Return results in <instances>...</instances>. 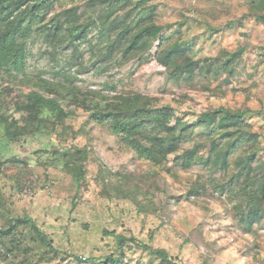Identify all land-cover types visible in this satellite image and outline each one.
<instances>
[{
	"label": "rangeland",
	"instance_id": "rangeland-1",
	"mask_svg": "<svg viewBox=\"0 0 264 264\" xmlns=\"http://www.w3.org/2000/svg\"><path fill=\"white\" fill-rule=\"evenodd\" d=\"M138 1L119 3V19ZM52 2L46 16L42 9L32 22L28 75L63 79L56 71L69 66L83 87L105 90L104 84L110 82L117 90L147 95L158 106L170 105L188 119L220 106L243 112L240 121L245 131L257 135L250 143L264 158V24L251 16L249 0H146L147 13L153 8L154 20L163 26V46L179 42L190 49L192 59L201 60L193 78L181 81L155 58L159 41L148 57L127 60L111 54L103 60L108 34L91 27L87 39L59 48L41 34L44 23L73 5L80 7L79 14L84 12L80 21L96 18L103 5L88 4L89 0ZM240 48L243 52L233 71L216 75L217 63ZM207 63L209 72L203 69ZM21 77L7 89L12 107L20 91L31 89ZM49 125V134H27L11 141L3 136L5 128L0 124L4 163L0 227L11 217H31L61 252L47 250L28 227L21 226L4 240L12 252L0 257V264H162L135 246H126V256L117 263L107 260L120 251L115 237L105 230L164 248L180 264H264V221L250 233L242 228L236 200L219 188L221 172L199 166L182 170L174 166L173 157L166 166L138 159L107 126L81 109L66 118L69 130L57 125L55 133ZM75 145L89 151L80 184L59 161L60 155H53ZM13 157L24 161L13 163ZM199 184H207L206 189L190 195Z\"/></svg>",
	"mask_w": 264,
	"mask_h": 264
},
{
	"label": "trees",
	"instance_id": "trees-1",
	"mask_svg": "<svg viewBox=\"0 0 264 264\" xmlns=\"http://www.w3.org/2000/svg\"><path fill=\"white\" fill-rule=\"evenodd\" d=\"M122 1L128 0H89L88 4L100 2L103 7L96 18L89 16L86 21H80L84 12L78 13V5L61 9L42 25L41 34L53 44L60 45L59 48L66 49L87 39L89 28L99 27L102 35L108 34L103 60L111 54L127 60L148 57L154 43L159 41L161 47L155 58L168 69L170 76L177 81L187 77L192 79L201 60L192 59L190 49L179 42L163 46V26L154 20L153 8L147 13L146 0H139L127 11L126 17L119 19L117 14ZM249 2L251 16L264 24V0ZM52 3V0H0V124L5 128L3 136L17 141L27 134H49V124H52L53 132L57 125H61L65 132L71 128L66 125V118L81 109L94 122L107 126L118 142L134 152L138 159L166 166L173 157L174 166L182 170L199 166L210 173L221 172L217 179L220 190L233 196L242 228L247 233L253 232L255 226L264 221V158L258 156L250 143L252 139L256 142L257 135L247 133L240 121L244 113L220 106L188 119L185 113L170 105L158 106L151 97L117 90L110 82L104 84L105 90L83 87L76 82L78 77L69 66L56 71L63 79L31 77L26 71L32 22L40 16L42 9L46 11L45 17ZM135 15L140 16L138 21L132 17ZM242 52L243 48H240L227 54L217 63L215 74L222 70L231 73ZM203 69L209 72L211 64H205ZM19 76L31 85V89L20 91L12 107L7 101V89ZM5 81L6 87L3 86ZM146 125H151L152 129ZM88 153L87 148L75 145L74 149L56 150L53 155H60L57 160L63 162L80 184L85 178ZM10 160L13 163L24 161L17 157ZM3 164L0 161V175ZM206 187L207 184L196 185L191 188L190 195L199 194ZM21 226L28 227L47 250L61 252L33 218L16 216L8 218L4 227H0V257L10 256L12 247L4 240ZM105 233L115 237L119 247V256L106 257L113 263L126 256V246H135L149 252L162 264H180L166 249L155 248L135 236L108 230ZM75 258L80 259L77 255Z\"/></svg>",
	"mask_w": 264,
	"mask_h": 264
}]
</instances>
